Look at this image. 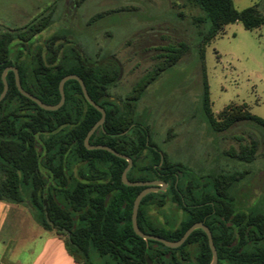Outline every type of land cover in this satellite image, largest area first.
Wrapping results in <instances>:
<instances>
[{
	"label": "trees",
	"instance_id": "trees-1",
	"mask_svg": "<svg viewBox=\"0 0 264 264\" xmlns=\"http://www.w3.org/2000/svg\"><path fill=\"white\" fill-rule=\"evenodd\" d=\"M187 1L203 13L207 25L199 45L208 44L226 25L237 22L249 31L264 29V2L261 8L256 5L238 11L232 0ZM50 22V16L38 19L17 42L0 40V94L1 73L6 67L17 70L24 91L51 106L60 100V80L78 76L91 100L105 111L103 125L91 135L89 144L107 146L129 157L128 181L166 184L164 192L142 198L137 214L140 231L176 242L189 227L201 222L211 233L217 264H264V213L241 207L232 193L248 173L195 176L181 163L170 161L153 143L148 126L134 119V104L152 77L139 82L125 101L112 100L108 89L118 77L115 64L100 67L89 62L69 41L67 46L55 47L61 35L46 41L45 60L38 49L30 50L32 39ZM199 60L204 64L203 57ZM202 75L201 109L213 132L227 131L240 123L264 130V119L245 110V104L226 107L217 121L209 106L204 65ZM6 82L8 90L0 102L1 202L27 208L39 226L63 241L77 264H94L93 254L102 259L101 264L210 263L207 237L200 229L177 249L142 240L133 232V202L144 187L122 184L126 161L106 151L85 148L84 138L101 115L85 101L76 81L64 84V104L53 112L23 97L12 72L7 73ZM254 152V145L243 147L234 157L250 163ZM167 202L182 212L180 220L165 218L161 223L152 216L151 210H160ZM44 206L49 220L59 229L46 223Z\"/></svg>",
	"mask_w": 264,
	"mask_h": 264
},
{
	"label": "rangeland",
	"instance_id": "rangeland-1",
	"mask_svg": "<svg viewBox=\"0 0 264 264\" xmlns=\"http://www.w3.org/2000/svg\"><path fill=\"white\" fill-rule=\"evenodd\" d=\"M232 1L238 11L261 8L264 2ZM47 16L51 22L32 39L30 50L38 49L45 60L46 41L61 35L55 47L69 41L89 62L115 64L118 77L108 89L114 101H125L139 82L152 77L134 104L135 122L148 126L167 158L195 176L246 171L232 193L241 207L264 213V130L240 123L215 133L201 109L204 65L209 106L217 121L226 107L243 104L264 119L263 28L249 31L241 23L229 24L199 45L207 25L187 0H0V40L17 42L32 23ZM253 145L250 163L234 157ZM150 213L161 223L183 217L170 202ZM92 261L102 263L96 254Z\"/></svg>",
	"mask_w": 264,
	"mask_h": 264
},
{
	"label": "crops",
	"instance_id": "crops-1",
	"mask_svg": "<svg viewBox=\"0 0 264 264\" xmlns=\"http://www.w3.org/2000/svg\"><path fill=\"white\" fill-rule=\"evenodd\" d=\"M0 264H77L22 205L0 201Z\"/></svg>",
	"mask_w": 264,
	"mask_h": 264
},
{
	"label": "water",
	"instance_id": "water-1",
	"mask_svg": "<svg viewBox=\"0 0 264 264\" xmlns=\"http://www.w3.org/2000/svg\"><path fill=\"white\" fill-rule=\"evenodd\" d=\"M8 72H12L14 74V82H15V86L18 90V92L25 98L29 99L30 101H32L33 103H35L40 109L44 110V111H57L59 108L62 107V105L64 104L65 101V96H64V92H63V86L64 84L69 81V80H74L76 81L81 89L82 95L85 99V101L91 105L96 111H98L101 115L100 119L95 123V125L89 130V132L87 133L86 137L84 138L83 144L85 146V148L87 150H102V151H106L112 155H114L117 158H120L124 161H126L127 165L125 167V169L123 170L122 174H121V182L123 185L128 186V187H144V189L136 196L134 202H133V207H132V214H131V225H132V229L133 232L142 240H151V241H155L158 242L160 244H162L164 247L169 248V249H177L179 248L185 241L186 239L189 237V235L195 231V230H202L204 232V234L207 237V241H208V245L211 251V261L209 264H217V254H216V250L215 247L213 245V241H212V236L211 233L209 231V229L203 224V223H195L193 224L191 227H189L185 233L183 234V236L176 242H169L163 238L157 237V236H152V235H146L144 233H142L140 231V229L137 226V214H138V209H139V205L140 202L142 200L143 197H145L148 194L151 193H157V192H164L166 190V184L163 183L162 181H150V182H130L127 180L126 178V174L128 172V170L130 169V167L132 166V160L127 157L124 156L122 154L117 153L116 151L112 150L111 148L107 147V146H102V145H90L89 144V139L91 137V135L95 132V130L99 127H102L103 122L105 120V111L99 107L98 105H96L91 98L89 97L85 85L83 83V81L76 75H68L63 77L59 84H58V92L60 95V100L58 102L57 105L51 106V105H46L43 104L42 102H40L37 98H35L34 96L30 95L29 93H27L26 91H24L20 85V81H19V77H18V72L15 68L13 67H6L3 69L2 73H1V82L3 85V89L2 92L0 94V102L1 100L5 97L7 90H8V85L6 82V75ZM44 217H45V221L46 223L49 225L50 228L52 229H59L58 227H55L53 225V223L49 220L48 218V214L46 211V207L44 206ZM62 233L66 234L67 236H69V232L65 229H61ZM148 264H151L150 261H148Z\"/></svg>",
	"mask_w": 264,
	"mask_h": 264
}]
</instances>
